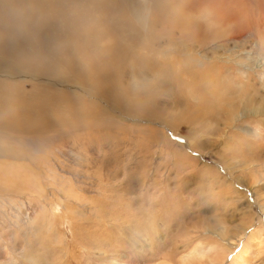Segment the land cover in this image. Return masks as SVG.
Returning a JSON list of instances; mask_svg holds the SVG:
<instances>
[{
	"label": "rangeland",
	"instance_id": "374dc122",
	"mask_svg": "<svg viewBox=\"0 0 264 264\" xmlns=\"http://www.w3.org/2000/svg\"><path fill=\"white\" fill-rule=\"evenodd\" d=\"M190 1L154 0L148 14L130 3L115 20L87 0L24 1L78 29L88 49L72 71L99 68L133 94L0 76L19 90L13 105H34L32 127H0V264H264V15L233 26L207 5L190 15ZM167 38L169 69L150 46Z\"/></svg>",
	"mask_w": 264,
	"mask_h": 264
},
{
	"label": "bare ground",
	"instance_id": "6f19581e",
	"mask_svg": "<svg viewBox=\"0 0 264 264\" xmlns=\"http://www.w3.org/2000/svg\"><path fill=\"white\" fill-rule=\"evenodd\" d=\"M24 1L31 2L34 0H0V76L4 77L7 80H30L34 81L35 83L39 82V78L41 77H58L59 80L67 79L70 83L79 82L82 86L87 87H90L91 84L96 83L100 79H104L105 86L107 87V90L109 92V99L117 101L119 100L120 96L129 98V95L131 96L133 94L129 92V88L125 89L123 87L115 85V76L112 75L107 78H101L99 75V68L94 69L96 76L90 74L81 75L80 73L76 74L75 71H72L74 68L80 66L82 61L78 59L73 52L80 54L88 49V46L81 43L79 39L80 34L78 29L72 22L61 21L57 15L38 17L25 11ZM45 1L55 3H71L74 0ZM87 3L95 10L98 15L101 14L105 17H110L111 20L119 18L120 15L129 17V11L125 8V5H128L130 3H142L144 5L143 9L147 14L150 13V9L152 7H155L156 5L154 0L153 2H151L150 0H87ZM234 3H238L239 6L233 7L232 5ZM7 5H9V7ZM187 5V11L190 15L196 14L201 6L207 5L210 10H214L213 13L220 12V16H222L223 18H227L225 22L230 20V23L233 26H236L238 23H235V20H238L236 13L242 12L246 16V18L250 19L260 18L262 15H264V0H234L233 2L231 0H210L208 3H206L204 0H195L188 2ZM31 15L33 16V18L29 22V27L27 28L26 22L29 20ZM70 15H73L72 10L70 12ZM72 17L75 18L74 15ZM213 17L218 21L220 20L221 22H224V20L220 19L217 14ZM143 18L146 19L147 17L143 16ZM46 20H51L48 26L45 24ZM52 22L57 24L56 28L52 27ZM86 27V30H89L88 26ZM59 32L65 33V36L61 37L59 35ZM236 33L238 32L236 31ZM213 40L211 42H214ZM64 43L66 44V47L69 49V51H66L64 49ZM235 43H237L236 40ZM150 46L153 53H155V49L161 53L160 56L162 58L164 57V59L158 58V63L159 59L161 61L164 60V62H166V65H168L166 67L169 69L170 63L174 62V60L176 59V57H171L176 54V50L173 46L172 40H168L167 38L165 39L163 45L152 43L150 44ZM164 46H168L167 48L169 49L167 51L172 53L166 52ZM201 46H203L202 43ZM216 46H212V48L214 49L216 48ZM257 46H255V49H258L259 46ZM203 49L206 48L203 47ZM34 50L37 52L38 56H35ZM262 51L264 53V48L262 49ZM65 56H71L72 59L69 61L65 58ZM190 66L193 68H197L192 65ZM187 73L189 74V72L186 70L183 71V74L181 75L186 77ZM145 75L146 71H143L140 79H143ZM169 76L170 71L166 73H160V75L155 78V84L157 85L158 83H163V81L168 79ZM146 81H152V76L150 74L148 75ZM144 86L145 85L143 84L140 87L137 86L136 89L140 91V94L136 95L137 97H144ZM73 89L74 88H72V90ZM18 91L19 90H16L13 85L5 82H0V127H8L9 129H12L13 126L22 128H30L33 126L32 121H29L27 119L25 120L24 118L28 117L25 111H27V109H31L34 105L29 103L27 105H24L26 103L25 102L22 106H15L11 103L12 100L15 101V99L17 98L15 96L17 95ZM94 91L98 93L96 90ZM39 94L40 93H38V91L36 90L35 92L32 91L31 96L34 95L35 98L42 99L43 97H45V102L50 100L48 96H39ZM22 96L24 95L22 94ZM38 103L39 102H37L36 104ZM38 111L40 110H34L33 116L38 115L36 113ZM139 111L143 115L145 114V112L141 110ZM254 113L256 112H254L252 108H245L241 111V114L250 115ZM31 131H33V129L29 132ZM251 241H257L256 235L252 236ZM247 250V248L241 249V253L239 254V256H237L238 263H243V255L247 252Z\"/></svg>",
	"mask_w": 264,
	"mask_h": 264
}]
</instances>
